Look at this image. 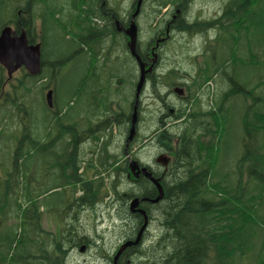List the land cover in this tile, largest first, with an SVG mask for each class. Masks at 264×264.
Wrapping results in <instances>:
<instances>
[{
	"label": "trees",
	"instance_id": "obj_1",
	"mask_svg": "<svg viewBox=\"0 0 264 264\" xmlns=\"http://www.w3.org/2000/svg\"><path fill=\"white\" fill-rule=\"evenodd\" d=\"M84 3L0 0V32L6 26L18 33L25 30L30 43H40L42 50L37 76L21 69V77L8 79L0 65V116L9 119L16 111L23 113L12 166L3 181L0 176V264H68L73 250L97 245L83 211L107 199L119 209L121 221L130 222L124 235L134 241L144 219L134 216L128 203L157 196L149 179L133 177L130 182L125 175L124 148L140 76L125 35L115 26L116 20L126 25L128 8L125 2L111 0L115 16L108 18L109 6L100 10ZM163 6L149 4V33ZM226 12L227 22L220 27L215 47L206 51L205 65L195 61L198 66L190 70L170 68L162 82L149 75L153 101L164 108L150 107L149 131L142 132L144 108L139 103L128 152L137 160L135 149L155 145L171 161L161 173H153L164 198L144 206L149 224L142 241L124 250L118 264H264L263 252L258 255L253 247L264 232V220L258 216L264 197V0H231ZM67 67L74 75H64ZM184 85L187 94L171 107L174 103L165 98L164 88L173 92ZM36 87L44 114L39 119L28 104ZM51 87L53 108L44 97ZM42 120L44 126H38ZM85 133L95 143L99 178L83 181L81 197L74 192L67 196L65 189L50 193L64 187L66 182L59 180L64 178L65 154L72 151L67 146L82 142ZM232 136L239 138L235 154L228 153ZM67 179L77 182L70 173ZM45 221L56 225V235L48 234ZM9 222L13 224L7 226ZM153 223L159 231L143 244Z\"/></svg>",
	"mask_w": 264,
	"mask_h": 264
},
{
	"label": "flooded vegetation",
	"instance_id": "obj_2",
	"mask_svg": "<svg viewBox=\"0 0 264 264\" xmlns=\"http://www.w3.org/2000/svg\"><path fill=\"white\" fill-rule=\"evenodd\" d=\"M84 1V5H93L95 4L98 9L103 10L106 6L110 5L111 0H81ZM199 0H142L140 7L138 8V2L139 0H128V16L123 23L126 25H123L120 20L115 21V26L118 30V32L123 33L127 41V46L129 43V38L126 35L125 31L130 28V25L132 24V21L137 25L138 28V41H137V51L138 49L141 51V54L144 56V60L147 61L146 63L143 62V59L141 58L142 62L145 64L146 69L151 68V72H149L146 75L147 82L149 81V75L150 77H158L159 80L163 81L164 76L167 75V70L170 68H176V69H183L184 62L183 63H168L165 60L167 52L165 51L169 44L173 43L179 36L185 37L189 41L195 40V38H200V42L202 43L203 51L202 53L196 56L194 59L195 61L199 62V65L202 63L204 55L206 51H210L212 47L214 48L217 39L219 37V30L220 27L226 24L227 22V6L231 0H203L199 3V6L203 5H210L215 6V9L210 14H205L203 12V9L200 10L195 9L197 2ZM87 2V4H86ZM155 2L159 6H163L161 8V12L159 13L157 17V23H155L154 29L148 32L149 28V22L151 20V15H147V9L150 3ZM167 2V3H163ZM220 3V5H219ZM67 8H72L71 2L66 3ZM138 11V12H137ZM69 13V10H67ZM138 13L136 17L134 18L135 13ZM21 13L19 12V17ZM105 15L109 18H114L115 14L113 13V10L111 6L106 9ZM221 22L219 25L218 22ZM119 22V24H118ZM147 34L150 37V40L144 42L143 36ZM200 46L196 48V50H199ZM129 49V48H128ZM139 54V53H138ZM140 56V55H139ZM141 57V56H140ZM137 63V62H136ZM138 64V63H137ZM206 63H202L201 65H205ZM195 66H198V64H195ZM180 87L183 90V94L180 96L177 93H175V89ZM171 93H175L177 95V99L179 103L176 105H179L181 103L182 97L187 94V85L184 86H176L173 89V92L169 91L167 92L166 99L170 100ZM186 93V94H185ZM173 105V106H171ZM175 104H170L171 107H174ZM164 105H161L162 108ZM171 112H174V109H171ZM79 144H70L67 146V148L72 150L71 152H66V159H63V179L59 180L61 182H66L63 188H57L50 191V193L59 191V190H66V195H71L72 192H74L75 197H81L84 195V183L83 181L86 179V181L96 180L99 178V167L98 164L94 166L95 163H98V154L95 143L90 142V136L88 134H83V136L79 139ZM86 140H89L88 142H85ZM126 147L127 144H125L124 153L125 158L128 161L127 155H126ZM129 150V147H128ZM160 155L167 156V153H162ZM69 156L72 158L69 159ZM140 169L146 167L152 174L154 173H161L162 169L165 166L158 163V160L155 161V164L141 161V159H137ZM122 162V161H121ZM120 162V163H121ZM53 166H50L49 173L50 178H52L53 173ZM58 173L59 171L56 169L55 171ZM72 174V180H76L75 183H68L67 175ZM110 175V174H109ZM126 178L128 181H132V178L135 177L133 173L131 172V169L129 167L128 162V168L125 172ZM143 175H139V177H135L134 179H138ZM146 178V177H145ZM94 194V193H93ZM95 196V195H93ZM131 201L128 203V209L134 216H142L138 212H132L130 207ZM150 203L148 201H140V204L138 206V209L145 210L144 206H147V204ZM99 206V205H98ZM97 206V207H98ZM94 209H92L93 211ZM80 211V210H79ZM82 211V210H81ZM80 211V212H81ZM146 211V210H145ZM87 211H83L85 213ZM117 213H119V209L117 210ZM143 217V216H142ZM123 224L127 225L129 227L130 222L123 221ZM126 227V226H125ZM138 225H136V228ZM125 237V235H123ZM137 238V237H136ZM144 239V238H143ZM122 243L119 246L120 248L128 241L126 237L122 238ZM142 241V240H141ZM85 247V246H83ZM133 247V246H132ZM113 253V259L108 258L109 262H113L117 252L119 249ZM130 248V247H128ZM126 248V249H128ZM125 249V250H126ZM76 250H73L71 253H73ZM79 251V249L77 250ZM81 252V249L79 251ZM88 252V250L85 249L84 253Z\"/></svg>",
	"mask_w": 264,
	"mask_h": 264
},
{
	"label": "rangeland",
	"instance_id": "obj_3",
	"mask_svg": "<svg viewBox=\"0 0 264 264\" xmlns=\"http://www.w3.org/2000/svg\"><path fill=\"white\" fill-rule=\"evenodd\" d=\"M127 1L128 0H117V3L125 2L126 3L125 6L127 8L128 7ZM202 1L203 0H199L197 2L195 9L200 10L202 8L205 14L212 13L213 10L215 9V6L212 7L210 5H203V4L199 6V3ZM188 39L179 36L177 40L169 44L165 50L167 52L165 61L174 64H176V62L178 63L184 62L183 69L186 70H190L192 67H194L195 66L194 59L198 54L200 55L202 53L203 47H202V43L200 42V38H195V40L193 41H189ZM148 40H150V37L147 34H145L143 36V41L146 42ZM199 46H200L199 50H196V48ZM4 75L5 77L8 78L6 70L4 72ZM21 75H22L21 72L19 73L16 72L13 75L12 80L21 77ZM64 75H71V76L74 75L72 67H67L64 70ZM69 81H72L71 78L69 79ZM160 81L161 80H158V82ZM41 83L42 82H39L37 84V87L41 86ZM37 87L34 88V92L32 93V97L30 101L28 100V104L29 102L33 104L32 108L35 111L34 117L39 119V118H43L44 114L40 111V109H42V104L41 102L38 101L39 100L38 97L41 98V95H39L40 92L37 89ZM164 90L165 91L163 92L165 94V92L167 93L169 91V88H164ZM204 90H207V88H204ZM47 91L48 89L44 90V97ZM153 99H154L153 91L151 90L150 85L146 84L145 88L142 91V96H141V107L144 108V112H143L144 117L141 122L142 132L149 131L148 120L150 121L151 119L150 107L158 106L159 108H161V104L155 103ZM170 101L175 105L179 103L177 102L178 99L175 93H171ZM22 114H23L22 112L18 113L16 111L15 116L10 117L9 119H3L0 116V126L2 121L4 123V124L2 123L3 125L0 127V176H2L1 181H3V175L7 173L6 169L9 170V168L12 166L13 163V158L11 159V155H13L14 148L16 147L17 144V139H19V137L21 136L20 131H21L22 122L20 115ZM0 115H2V113H0ZM22 118H23V123L26 124L27 117L24 115ZM38 126H44V120L40 121L38 123ZM115 133L117 134L116 140H118L119 142L122 141L121 137L119 138L118 136L117 129L115 130ZM232 138H233L232 152L228 150L229 154L230 153L235 154V149L238 148L239 138L237 136H232ZM9 139H11L10 142ZM134 151L137 153V156L141 159V161H145L153 164H155V161H157L158 158L164 156V155H160L162 153V150H160V148L155 145L140 147L138 150L135 149ZM131 155L132 157H134V159L136 158V155L134 153H132ZM167 157L171 161L170 156L167 155ZM262 200L263 202L258 207V216L260 217L261 220H264V197ZM117 210L118 208H116V206H113V204L110 203V200L107 199V201L99 205L96 209H94L93 211L92 210L87 211L83 215V219L85 223H87V225H90V229H91L90 235H92L91 238L95 243H97V245H93L91 248H89L88 252L85 253L84 252L80 253L77 250L74 251L73 253H71V255L68 258L67 261L68 264H110L108 258L110 257L113 259L114 256L113 253L116 252L118 248H120L119 246L123 241L122 238L126 231V227H125L126 225L122 223L123 221H121L120 216H118ZM9 224H13V223L9 222L7 226H9ZM2 225L3 224H0V226ZM7 226H5L6 229ZM44 228L48 231V234L50 235H56L58 233L56 225L51 222L46 223L45 221ZM9 231H7V233ZM158 231L159 230L157 229L156 225L153 223L147 231V239H145V242H143V244L146 243L147 241L154 239ZM260 235L261 236L254 241L255 245L253 247L254 250H256V252L258 253V255L260 254V252H263V256H264V248H261L262 246L264 247V242L261 239V237H264V232H262ZM247 254L250 255L248 252ZM258 255L252 256L253 261L255 263L259 259L257 258ZM244 261L246 260L244 259Z\"/></svg>",
	"mask_w": 264,
	"mask_h": 264
},
{
	"label": "water",
	"instance_id": "obj_4",
	"mask_svg": "<svg viewBox=\"0 0 264 264\" xmlns=\"http://www.w3.org/2000/svg\"><path fill=\"white\" fill-rule=\"evenodd\" d=\"M142 0L138 2V8L141 5ZM138 12V11H137ZM135 13L134 18L138 13ZM119 24V23H118ZM129 38V51L132 57L136 60L140 68V77L136 89V97L134 104V111L132 115V126L130 129L129 137L127 140L126 155L129 162V167L133 175L137 178L139 175H143L149 179L157 189V196L153 199L143 198L142 201H148L152 204L159 203L164 198V188L160 183V180L153 176V174L146 168L140 169L137 160L133 159L130 153H128V147L130 142L134 139L136 134V125L138 122V107L140 103V96L146 85V75L151 72V68L146 69L145 64L142 62L141 57L137 51L138 41V28L134 20L130 25V28L125 31ZM0 65L6 70L8 79H12L13 75L21 69H24L31 76H37L41 73L42 69V50L40 43H30L27 32L25 30L19 33L11 26L4 27L0 32ZM175 93L178 95L183 94L181 88H176ZM46 102L49 108H53V89H50L46 93ZM158 162L167 167L170 160L167 156L158 158ZM141 199L135 198L131 201L130 207L132 212H138L143 216L144 224L141 227L136 240L126 242L117 252L114 258V264H118L119 257L122 252L131 246H138L142 240L143 234L148 228L149 218L147 213L143 209H138ZM85 251V247L81 248V252Z\"/></svg>",
	"mask_w": 264,
	"mask_h": 264
}]
</instances>
